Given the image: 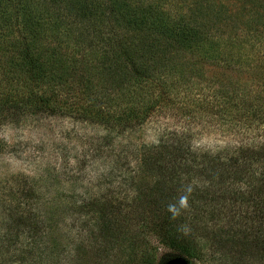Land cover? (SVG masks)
<instances>
[{
    "label": "trees",
    "instance_id": "trees-1",
    "mask_svg": "<svg viewBox=\"0 0 264 264\" xmlns=\"http://www.w3.org/2000/svg\"><path fill=\"white\" fill-rule=\"evenodd\" d=\"M27 2L29 6L22 5L20 12L0 4V123L19 125L26 117L55 112L97 123L110 133L117 127L125 133L142 127L157 112L179 107L184 117L209 116L221 126H240L244 131L232 136L234 146L216 151L194 148L185 134L139 146L136 167L141 174L136 177L145 182L146 175L157 171L163 181L150 190L138 187L127 212L123 203L99 197L50 205L52 210L39 216L27 208L25 219L22 213L16 215L20 208L14 193L10 195L15 201L14 219L0 238V253L21 264H47L51 259L52 264H69L67 257L72 253L67 237L59 244L55 232L68 225L69 215H91L97 237L128 242L132 257L155 235L172 252L164 262L175 257L202 260L214 249L208 233L203 232L198 240L192 230L185 235L181 225L201 223L206 214L212 215L211 206L195 204L198 198H206L217 200L223 211L235 213L232 220L226 219L227 214L219 220L227 233L222 247L245 255L250 254L245 249L253 247L264 256V137L250 133L264 130V62L257 48L238 37L222 42L211 29L202 30L199 24L173 17L157 2L106 0L104 4L93 0L80 4L76 0L77 5L66 10L80 24L96 16L105 23L103 31L96 28L95 20L94 38L90 39L81 27L65 28L64 22L52 19L55 15L49 10L50 18L43 7ZM19 13L25 18L20 19ZM262 17L258 12L243 25L263 41ZM77 32L80 39L74 40ZM109 83L113 93H107L102 102L97 90L103 86L109 91ZM200 87L201 91L209 88L211 98L195 95L192 100ZM201 179L207 185L199 193L193 190L189 198L195 214L187 218L184 211L178 219H170L166 206L180 195L178 189L188 183L200 189L195 184ZM36 190L30 186L26 200ZM120 216L136 218L139 232L118 228ZM154 251L149 247L142 264H155ZM83 252L79 248L76 256Z\"/></svg>",
    "mask_w": 264,
    "mask_h": 264
},
{
    "label": "rangeland",
    "instance_id": "rangeland-1",
    "mask_svg": "<svg viewBox=\"0 0 264 264\" xmlns=\"http://www.w3.org/2000/svg\"><path fill=\"white\" fill-rule=\"evenodd\" d=\"M30 1L38 9L40 6L47 10V16H49V10L52 16L55 15L52 19L64 22L65 28L81 27V33L86 32L88 39L94 38L95 20L100 25L95 23L96 28L105 31L103 29L105 23L101 24L102 19L98 16L88 18L85 23L80 21V24L74 15L67 13L66 8L74 3L77 5L76 0ZM91 1L93 0H78V3ZM96 1L106 3V0ZM144 2H157L170 11L173 17H182L189 23L199 24L202 30L211 29L222 42L233 40L235 37L250 41L261 54L264 62V40L253 37L255 34H250L253 32H249L243 25L249 24L258 12L264 17V0H144ZM0 4L14 7L19 11L18 8L28 5V2L27 0H0ZM19 14L20 19L25 18L21 13ZM78 36L77 32L72 38L79 40ZM242 77L245 79L244 75ZM246 79L249 78L246 76ZM110 85L111 83H109V91L103 86L97 90L96 95L102 102H105L107 93H113ZM200 85L205 86L202 83ZM201 87L194 90V94L191 95L192 100L195 95L200 99L206 96L211 98L209 96L211 90L208 88L201 91ZM183 114L186 115L179 107L157 112L142 127L127 130L125 133L120 127L110 133L97 123L84 121L67 113L61 115L55 112L26 117L27 120L19 125L0 123V238L5 237L7 228L10 226L8 224L14 219L15 201L10 199V195L14 193L19 200L20 208L16 215L19 217L22 213L25 219L28 215L23 212L27 208L39 216L51 211L50 205L55 207L64 202L68 205L71 200L89 201L91 198L99 197H104V200L108 199L109 202H115L117 205L123 203V211L127 212L126 207L131 204L138 187L150 190L156 186L157 181H163L161 177H158L157 171H151L146 175L145 182L143 180L141 182V177H136L141 174L136 167L139 146L157 144L160 139L171 141L177 137H184L185 134L189 137L186 141L191 140L194 148L216 151L228 145L234 146L236 143L231 139L232 136L234 134L239 136L244 131V128L240 126L234 128L224 123L221 126L218 122L212 121L209 116H204L205 119H197L184 117ZM250 133L261 139L264 137L262 129L256 132L250 131ZM206 182L201 179L195 184V188H203L207 185ZM32 185L37 188V193L34 196L30 195L26 200L24 195ZM201 188L194 190L199 193L203 191ZM195 204L209 208L211 206L212 215L206 214L201 223L192 224L188 221L184 225L188 226V232L192 230L197 235L198 240L203 232L208 233V243L214 249L202 260L180 258L186 259L188 264H264V256L259 255L253 247L250 250L245 249V253L247 254L248 251L249 255L229 253L226 247H222V238H225L227 233L226 225L224 226L223 221L219 220L224 217V214L229 217L226 219L232 220L235 218L234 212L231 214L228 209L223 211L217 200L210 202L206 198H198ZM118 212L120 214L121 210ZM193 212L195 214L190 207L185 211L184 216L188 218ZM121 216L118 228L139 232L137 228L140 225L138 221L135 224L136 218L133 221L131 218ZM65 224L68 225L55 232L54 239L60 242L59 244H64V236L67 237L68 252L72 253L70 258L67 257L69 264H142V258L149 247L156 249L155 264H165L168 261L164 262L165 257L172 255L169 248L161 245L157 236L152 235L147 239L150 242L149 245L139 246L140 249H137L132 257L128 242L123 243L122 240L121 242L116 239L106 241L100 235L97 237L91 215H69ZM79 248L84 252L78 257L76 251ZM138 253H140L139 256ZM129 258L132 259L131 262ZM52 262L51 259L47 264ZM0 264L21 263L13 260L10 255L4 256L0 253ZM56 264H65V261H59Z\"/></svg>",
    "mask_w": 264,
    "mask_h": 264
},
{
    "label": "clouds",
    "instance_id": "clouds-1",
    "mask_svg": "<svg viewBox=\"0 0 264 264\" xmlns=\"http://www.w3.org/2000/svg\"><path fill=\"white\" fill-rule=\"evenodd\" d=\"M193 190V185L191 183L184 184L178 189L180 195L174 202H170L166 206L167 212L170 213V219H178L184 211H187L190 208L189 198ZM181 230L186 235L188 234L189 228L187 225H181Z\"/></svg>",
    "mask_w": 264,
    "mask_h": 264
},
{
    "label": "water",
    "instance_id": "water-1",
    "mask_svg": "<svg viewBox=\"0 0 264 264\" xmlns=\"http://www.w3.org/2000/svg\"><path fill=\"white\" fill-rule=\"evenodd\" d=\"M165 264H188L187 260L184 258H173L165 262Z\"/></svg>",
    "mask_w": 264,
    "mask_h": 264
}]
</instances>
